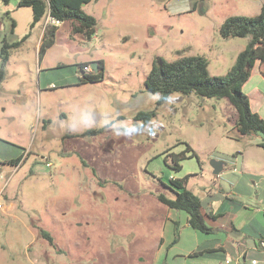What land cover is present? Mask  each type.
Listing matches in <instances>:
<instances>
[{
	"label": "rangeland",
	"instance_id": "rangeland-1",
	"mask_svg": "<svg viewBox=\"0 0 264 264\" xmlns=\"http://www.w3.org/2000/svg\"><path fill=\"white\" fill-rule=\"evenodd\" d=\"M263 1L92 0L83 8L96 34L59 23L40 59L47 20L32 26L31 7L0 0V48L21 41L0 80V162L19 153L9 141L25 147L20 165L0 164V264H175L196 230L159 195L175 197L170 179L187 174L201 198L214 183L231 188L241 175L232 157L244 150L249 184L264 193L262 135L235 138L228 98L174 92L160 102L145 85L156 56L203 55L212 75H225L250 37L224 38L223 21L258 14ZM99 59L103 80L63 83L73 65ZM183 152L177 170L172 154ZM216 156L226 164L218 176Z\"/></svg>",
	"mask_w": 264,
	"mask_h": 264
},
{
	"label": "trees",
	"instance_id": "trees-1",
	"mask_svg": "<svg viewBox=\"0 0 264 264\" xmlns=\"http://www.w3.org/2000/svg\"><path fill=\"white\" fill-rule=\"evenodd\" d=\"M2 1L9 3L11 0ZM91 1L18 0L17 6L32 8V26L42 19L47 20L39 48L40 59L55 44L59 23L69 22L74 34H82L88 39L96 34L97 18L87 13L83 8L84 4ZM220 32L224 38L250 37L248 44L238 53L235 63L225 75H212L209 71V61L203 55L180 56L175 60L156 56L145 79L146 88L152 93H158L160 102L168 99L174 92H181L186 95L195 93L202 98H228L237 112L235 138L239 140L246 135L260 134L262 139L258 145L264 148V117L259 112L252 110L249 96L243 90V86L250 78L257 61H259L260 72L264 75V2L260 12L256 15H230L226 17L220 27ZM20 44L21 41L9 42L4 39L0 48L3 66L0 70V80L4 77L5 65L9 61L11 50ZM87 65H92V70H86L85 66ZM69 72L71 78L64 79L63 83L70 85L94 83L105 78V63L102 59L81 62L77 66L73 65ZM143 114L150 116L151 113L141 112L138 116ZM90 132L98 133L100 129H93ZM8 143L17 148L19 153L5 156L2 162L18 166L25 156V147L10 141ZM187 150H192L190 145H188ZM193 155H196V152H193ZM185 156L184 152L172 154L174 162L172 167L180 170L182 167L180 159ZM217 157L223 158L222 156ZM166 161H168L167 158ZM189 178L190 174L184 177L171 178L170 188L174 191L175 197L161 193L159 199L170 209L186 211L188 222L192 228L210 234L214 229L208 220L215 216L207 209L205 201L187 187ZM176 230L178 232V227ZM41 232L50 240L51 244H55L53 236L48 231L41 230ZM211 254L222 255L219 249H205L203 246L192 253L193 256Z\"/></svg>",
	"mask_w": 264,
	"mask_h": 264
},
{
	"label": "crops",
	"instance_id": "crops-1",
	"mask_svg": "<svg viewBox=\"0 0 264 264\" xmlns=\"http://www.w3.org/2000/svg\"><path fill=\"white\" fill-rule=\"evenodd\" d=\"M243 90L249 96L252 110L264 117V75L260 72L259 61L255 63ZM238 153L241 158L237 154L232 157V171H237V166L240 165L241 168L237 172L241 175L231 181V188H222L214 183L209 187L205 198H202L207 209L215 216L208 220L214 229L213 232L205 234L193 228L196 230L191 233L195 234L194 244L184 248L180 259L175 258V264H264V193L255 194L249 184V177L256 173L245 167L247 151ZM216 158L223 159L217 156ZM225 167L224 163V169ZM252 184L254 185L255 181ZM187 223L190 226L188 214ZM201 246L205 249H219L222 255L193 256V251ZM199 260L203 261L199 263Z\"/></svg>",
	"mask_w": 264,
	"mask_h": 264
},
{
	"label": "water",
	"instance_id": "water-1",
	"mask_svg": "<svg viewBox=\"0 0 264 264\" xmlns=\"http://www.w3.org/2000/svg\"><path fill=\"white\" fill-rule=\"evenodd\" d=\"M225 160L219 159V158H214L211 161V165L213 167V174L219 175L224 169V162Z\"/></svg>",
	"mask_w": 264,
	"mask_h": 264
},
{
	"label": "built area",
	"instance_id": "built-area-1",
	"mask_svg": "<svg viewBox=\"0 0 264 264\" xmlns=\"http://www.w3.org/2000/svg\"><path fill=\"white\" fill-rule=\"evenodd\" d=\"M85 69L86 70H92V67L90 65H87V66H85ZM0 207H1V204H0Z\"/></svg>",
	"mask_w": 264,
	"mask_h": 264
}]
</instances>
